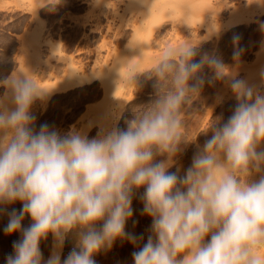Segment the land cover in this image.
I'll use <instances>...</instances> for the list:
<instances>
[{
    "label": "clouds",
    "instance_id": "obj_1",
    "mask_svg": "<svg viewBox=\"0 0 264 264\" xmlns=\"http://www.w3.org/2000/svg\"><path fill=\"white\" fill-rule=\"evenodd\" d=\"M242 51L237 48L234 59ZM196 55L195 44L186 42L164 49L147 70L133 68L127 82L135 86L146 73L155 79L156 99L126 121V129L92 139L75 128L61 136L46 124L35 132L31 107L50 90L24 71L0 81L8 90L0 99V206L22 203L4 228L22 235L6 264H96L93 257L117 239L138 245L143 236L125 228L133 191L141 187L152 224L147 242L132 253L134 264H264V175L249 179L264 164V151H257L264 142V95L232 79L234 113L222 126L209 121L203 131L213 134L184 176L168 171L180 145L191 141L184 109L204 83V66L215 79L230 75L215 56L195 61ZM158 155L167 159L154 162ZM25 216L32 223L22 228ZM70 233L76 247L61 261ZM49 234L56 250L44 261L40 242Z\"/></svg>",
    "mask_w": 264,
    "mask_h": 264
},
{
    "label": "rangeland",
    "instance_id": "obj_2",
    "mask_svg": "<svg viewBox=\"0 0 264 264\" xmlns=\"http://www.w3.org/2000/svg\"><path fill=\"white\" fill-rule=\"evenodd\" d=\"M36 1L0 0V81L17 70L24 71L32 75L40 87L50 90L43 100L37 99L31 107L35 132L46 124L49 130H55L61 136L75 128L92 139L113 128L126 129V121L156 99L155 79H149L146 73L140 74L134 86L127 82L129 72L133 68L147 70L162 57L164 49L190 42L195 44V61L205 54L215 56L228 68L230 75L223 80L215 79V73L207 65L199 74L204 83L198 95L184 109L185 131L191 141L180 145L168 169L182 177L191 167L193 157L213 134L211 130L203 131L209 121L222 126L234 113L238 101L230 87L232 79L247 81L249 86L264 95V77L261 75L264 72V0H169L166 4L163 0L157 5L135 2L128 8L124 0L116 3L119 16L110 10L111 6L103 3L94 5L92 0H45L48 2L40 7L37 4L39 0ZM122 8L127 11L120 18V11H124ZM36 9L37 16L34 13ZM144 9L160 10L161 14L144 22L135 13ZM85 22L90 24L89 28L94 24L100 25L101 31L86 32L90 36L83 41L82 25ZM109 27L110 30L107 29ZM121 30L126 35L119 40L115 34ZM140 31L143 35L139 37ZM138 37L139 42L141 39L143 42L151 41L152 54L139 47L138 42L133 45ZM234 37L239 38L236 44ZM237 48L243 51L239 59H234ZM115 60L122 66L116 65ZM117 70L124 79L118 81ZM71 72L83 77L82 83H78L79 76L75 77ZM67 80L72 81L69 88ZM65 82L67 86L63 89ZM189 83L194 84L195 81ZM7 91L0 84V99ZM8 106L13 107L10 103ZM257 151H264V142L258 145ZM166 159L167 156L158 155L154 162ZM263 168L264 164L259 172L253 171L250 181H258L264 175ZM144 191L143 187L134 189L133 215L125 228L127 233L143 236V239L138 245L117 239L110 249L93 257L96 264H134L132 253L146 243L151 234L152 218L143 212ZM0 209H3L0 211V264H6L7 256L14 255L13 243L21 240L22 235L21 232L6 234L4 228L9 222L8 213L13 209L19 212L22 203L16 201L2 205ZM31 223V217L25 216L22 228L29 227ZM76 239L72 233L65 239L59 250L61 261L76 247ZM40 250L44 261L56 250L51 234L46 240H41Z\"/></svg>",
    "mask_w": 264,
    "mask_h": 264
},
{
    "label": "bare ground",
    "instance_id": "obj_3",
    "mask_svg": "<svg viewBox=\"0 0 264 264\" xmlns=\"http://www.w3.org/2000/svg\"><path fill=\"white\" fill-rule=\"evenodd\" d=\"M38 1V0H37ZM36 1V2H37ZM49 1V0H48ZM48 1H45V0H39V3H37L38 4V7H40L41 5H43L45 2H48ZM88 1V0H87ZM118 1H124V0H92V2H93V4L94 5H97V4H105V6H107V5H109V6H111L112 7V9H110V10H112V11H115L116 12V15H118V13H119V10H118V5L116 4V3H118ZM126 2V4H125V6H127V8L130 6V5H132V4H134L135 2H147L148 4L150 3V4H154V5H157V4H160L163 0H125ZM166 2L164 3V4H166L167 3V1L168 2H170V1H172V0H165ZM179 1V0H178ZM207 1H209V0H207ZM35 2V1H34ZM174 2H175V0H174ZM177 2V1H176ZM200 2V1H199ZM197 3V2H196ZM32 4V3H31ZM207 4H208V2H207ZM210 4V3H209ZM255 4V3H254ZM70 5V4H69ZM120 5V4H119ZM129 5V6H128ZM173 5V4H172ZM125 6L123 7V8H125ZM149 6V5H148ZM197 6H198V4H197ZM75 7V6H74ZM79 7V6H78ZM78 7H76V10H78ZM42 8V7H41ZM122 8V13H121V11H120V14H121V16H120V18L121 17H123V13H125V10L127 11V9H123ZM149 8V7H148ZM188 8V7H187ZM141 9V8H140ZM152 9H154V8H152ZM37 10L38 9H36L35 11H34V13H35V15L37 16ZM81 10V9H80ZM110 10H109V12H110ZM237 10H240L239 8L237 9ZM237 10H235V11H237ZM111 13V12H110ZM135 13H137V17L142 21H148L149 19H151V18H153V17H155V16H158V15H160L161 14V12H160V10L158 11V12H156V11H153V10H143V11H139V12H135ZM166 14H167V12H165ZM58 14V13H57ZM165 14V15H166ZM99 16V15H98ZM119 16V15H118ZM117 16V17H118ZM241 16V15H240ZM97 17V16H96ZM136 17V16H135ZM98 18V17H97ZM236 18H238V17H236ZM96 19V18H95ZM134 19V18H133ZM137 19V18H136ZM234 19V18H233ZM38 20H39V18H38ZM204 20V19H203ZM236 20V19H235ZM40 21V20H39ZM84 21V20H83ZM82 21V22H83ZM87 21H88V19H87ZM91 21V20H90ZM99 21V20H98ZM134 21V20H133ZM136 21V20H135ZM95 23H97V22H95ZM93 24V23H92ZM111 24V23H110ZM88 25H90L89 23H87V22H85L83 25H82V29H83V33H82V39H83V41L84 40H87L89 37L88 36H90V35H88L86 32H88V33H95V32H100L101 31V26L100 25H98V24H94V27L93 28H89L88 27ZM144 25V24H143ZM120 27L122 28V27H124L123 25H120ZM120 28V29H121ZM108 30H110V27L109 28H107ZM105 30V29H104ZM137 30V29H136ZM140 30H141V28H140ZM82 31V30H81ZM138 31V30H137ZM136 31V32H137ZM137 33H139V32H137ZM140 33H141V31H140ZM136 34V33H135ZM80 35V34H79ZM78 35V36H79ZM126 34H125V32L123 31V30H121V31H117V33L115 34V37H117L119 40H122L123 38H124V36H125ZM143 34L141 33V35H139L138 34V36L140 37V36H142ZM32 37H33V35H32ZM135 37V36H134ZM138 37V38H139ZM79 38H80V36H79ZM141 38H143V37H141ZM34 39V38H33ZM81 39V40H82ZM147 39V38H146ZM72 40V39H71ZM70 40V41H71ZM35 41V40H34ZM124 41V40H123ZM122 41V42H123ZM134 41V40H133ZM140 41V38H139V40L138 39H136V42H133V45H134V43H137L138 42V46L139 47H142V48H144L146 51H149L150 52V49L151 50H153V48L151 47L152 46V44L150 43L151 41H148V40H144V42H143V39H141V42H139ZM83 44V43H82ZM137 46V47H138ZM159 46V45H158ZM33 51H35L34 49H33ZM81 51H83V50H81ZM36 52V51H35ZM154 52V51H153ZM151 53V52H150ZM152 54V53H151ZM86 58V57H85ZM116 58V57H115ZM81 61L82 60H84V59H80ZM75 61V60H74ZM73 61V62H74ZM78 61H79V59H78ZM76 62H77V60H76ZM77 63H79V62H77ZM115 63H116V65L118 64V62H117V60H115ZM115 63H114V66H115ZM84 65V64H83ZM113 65V64H112ZM78 66V65H77ZM72 67H73V65H72ZM75 67V66H74ZM79 67H81V62H80V66ZM103 67V66H102ZM116 67V66H115ZM117 68V67H116ZM75 69H76V71H77V67H75ZM79 69H82V68H79ZM86 69V68H85ZM75 71V70H74ZM81 70H79V72H80ZM70 73V72H69ZM72 73V72H71ZM83 72H81V74H82ZM87 73V72H86ZM72 74H74V76L76 75L75 73H72ZM89 74V73H88ZM85 75V74H84ZM70 76V75H69ZM72 76V75H71ZM73 76V77H74ZM76 76H79L78 77V83H82V81L84 80L83 79V77H80V75L78 74V75H76ZM75 76V77H76ZM122 76H124V73H123V75ZM75 79H77V78H75ZM90 80V79H89ZM69 80H67L66 82H68ZM75 81V80H74ZM66 82H65V86H64V88L63 89H66L65 87L67 86L66 85ZM72 82V81H71ZM71 82H68V88H69V83L71 84ZM88 82V81H87ZM108 82V81H107ZM247 82V81H246ZM248 83V82H247ZM63 84V83H62ZM61 84V85H62ZM74 84H76V82L74 83ZM73 84V85H74ZM109 84V83H108ZM107 84V85H108ZM57 86V85H56ZM60 86V85H59ZM59 86H57V87H59ZM256 86V85H255ZM48 87V86H47ZM49 88V87H48ZM61 87H59V89H60ZM94 93V92H93ZM67 98V97H66ZM221 114V113H220ZM228 114V113H227ZM231 114V113H230ZM227 121V120H226ZM264 169V168H263ZM262 169V170H263ZM19 238V237H18ZM67 239V238H66ZM71 239H73V237L71 238ZM7 242V241H6ZM69 243H71V242H69ZM75 245V244H74ZM68 255H66V257H67ZM65 257V258H66Z\"/></svg>",
    "mask_w": 264,
    "mask_h": 264
}]
</instances>
